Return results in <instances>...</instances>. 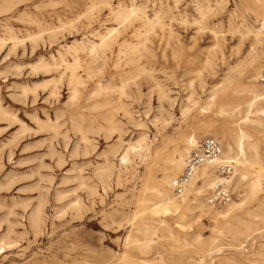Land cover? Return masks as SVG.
I'll list each match as a JSON object with an SVG mask.
<instances>
[{
  "label": "rangeland",
  "instance_id": "rangeland-1",
  "mask_svg": "<svg viewBox=\"0 0 264 264\" xmlns=\"http://www.w3.org/2000/svg\"><path fill=\"white\" fill-rule=\"evenodd\" d=\"M133 4L152 20L158 14L164 26L154 24L145 35L143 20L128 24L119 44L92 66L93 78L79 70L84 85L75 101L64 69L34 70L59 52L71 62L65 48L98 42L97 32L116 27L113 13ZM208 5L212 12L199 15L197 7ZM250 13L241 0H0V106L7 113L0 115V264H190L202 255L198 243L230 244L229 235L217 236L210 217L175 216L159 225L163 218L151 212L146 189L156 154L195 132L198 142L217 134L225 151L236 141L248 157L249 144L257 142L264 158V133L246 121L239 93L258 66L247 67L254 45L249 30L257 28ZM143 40L146 48L136 54L123 46ZM102 80L107 89L94 95ZM159 84L170 100L159 99ZM143 140L148 152L122 165L129 144L140 150ZM109 165L114 173L102 180ZM263 201L264 191L245 211L263 216ZM37 211L40 227L32 224ZM144 226L157 227V234ZM262 250L263 234L243 251L213 254L212 264H262Z\"/></svg>",
  "mask_w": 264,
  "mask_h": 264
},
{
  "label": "bare ground",
  "instance_id": "bare-ground-1",
  "mask_svg": "<svg viewBox=\"0 0 264 264\" xmlns=\"http://www.w3.org/2000/svg\"><path fill=\"white\" fill-rule=\"evenodd\" d=\"M241 1L245 10L251 12L250 15L251 14L253 15L255 24L257 25V28L255 30H249V32L254 36V45L249 55L250 58L248 60L247 67H254L255 65H258L255 70L251 71V77H250L251 84L247 86L245 90L239 92L243 95V97H245L243 99L244 103L241 106L244 105L246 106V114H247L246 121L250 124L251 128L256 133H264V104H263L264 92L261 93L257 85V82L261 74V72H259L258 74V69L260 68V66H264V51L261 53V55L260 53H257L258 47L260 48L264 47V0H241ZM94 7L95 6H93V8ZM196 10L199 13V15L200 14L204 15L205 13L212 12V8L210 5L206 7L198 6ZM113 16L115 22L117 23L116 27L108 30L105 34H101L97 32L95 34V37L98 38V42H93L90 41L89 39H83L78 44H75L74 46H72L71 44L70 47L65 48V52L69 53L72 56L73 60L71 62L66 60L63 53L59 52L58 58H56L55 56L52 57L51 64L45 62L44 60H41L38 63V65L34 67V70L41 69L46 72H52V71H58L60 70V68L64 69L62 76L68 73V86L70 87L71 90L70 99L72 101H75L78 97L79 87L84 85L82 81V77L79 75L80 73L79 70L82 68L83 73L87 78H93L92 66L98 60L106 59L107 54L112 49V46L118 43V39H120V36L122 35V31H124L125 27L128 24H131L132 22L138 20H143L144 21L143 29H146L145 35L151 31L154 24L155 25L159 24L162 27L164 26V24L160 22L158 14L155 15L156 21L152 20L147 16L146 12L143 10L142 7H138L137 5L134 4L127 9L119 8L115 13H113ZM142 32H138L137 34H135L138 40L142 36ZM83 36L85 37V34ZM10 40L16 41L18 39L12 37ZM2 41L3 40L1 39L0 36V43ZM123 46L125 47L127 53L129 52L132 54H136L140 52L141 48L143 49L146 48V41L143 40L137 44H132L128 41H125L123 43ZM119 56L121 55L119 54ZM95 67L97 66L95 65ZM102 83L103 80L98 82L97 92L94 95L107 89L104 87ZM48 84L51 83L48 82ZM53 84H54V88L50 92V96L56 98L59 95L58 87H57L58 83L55 82ZM124 89L125 86H122L120 90L122 95L124 94ZM158 89H159V99L170 100L168 91L165 90L160 84L158 85ZM214 95L211 97L210 102H213L215 100ZM227 101L232 102V101H236V99H232L229 97L227 98ZM241 106L238 105L236 109H240ZM121 108L123 109L126 115H130V112L127 110L125 105H123ZM6 114L7 113L0 106L1 118ZM48 121H50L49 118ZM199 136H200L199 133L196 132L190 136H184L180 144L175 145L174 147L166 151H160L159 153L156 154V156L154 157V159L152 160L149 166V170H150L149 182L151 181L150 183L151 185L148 186L146 190L150 192L151 198L153 199L150 208L154 217L159 219L163 218V220L160 221L158 220L159 225L164 226L166 224V219L175 216H179L181 219L190 216H197L196 218L199 220L201 218L210 217L216 225L217 236L220 235L222 240H225V235L230 236L231 238V241L229 242L230 244H224V245L220 244L222 243L220 239L219 240L216 239V241H213L210 244L198 243V249L202 255L197 260L191 259L190 264H212L213 254H218L219 256L221 255L223 250L227 248L236 251H243L246 246L252 245V242L255 239H257L260 235L262 234L264 235V201L263 203H261V207L258 205L259 211L260 208L263 211V216H260V214L256 212H251L250 210L245 211V206L256 200L258 195H260L264 191V158L261 156V154H259V148L257 142H253L249 144V151L251 152V156L248 157L245 154V151L241 147H239V144L238 146H236L235 145L236 141L232 140L227 145L226 151L225 149L223 150L222 157L220 160L216 161L215 163L203 165L202 167H200L197 170L193 180L187 187L185 193L179 197L175 196L173 193V181L184 171L186 158L191 152L190 150L196 148L198 144L202 141L201 140L200 142H198V139L200 138ZM209 136L218 139L217 134H210V133L205 134L203 137L205 138ZM140 146L141 149L139 150L133 145L129 144L125 155L121 159L122 165L128 164L131 155L134 154V156L142 158L143 153L148 152L149 147L145 140L141 142ZM223 160L234 162L235 170L232 178L234 181L233 185L235 186L234 189H236V194L238 195L239 200L237 202L231 201L229 204L225 205L224 207L215 208L208 203L207 194L209 189L212 187L213 180L217 178L216 167L219 164H221L222 163L221 161ZM114 169H115L114 166L109 165L107 170L103 172L101 176L102 180H106V181L109 180L114 173ZM249 171H252L253 173L249 174ZM199 182L201 184H199ZM221 208H223L222 211L216 210ZM240 213H244V215L248 217L247 220L238 218L237 215ZM257 219H261L262 220L261 223H259ZM41 222L42 219L40 217V211H37L34 214V218L32 219V224L35 227H40ZM152 222L155 221L152 220ZM260 224L261 225L263 224V226L262 227L260 226L259 228ZM156 228L157 227L154 226H144L143 230L144 231L153 230V233L155 235ZM144 247L146 248V246ZM257 254L259 256H264V250L260 251ZM208 258H210L209 263L207 261ZM220 264H237V263L234 260L228 259L222 261ZM262 264H264V262Z\"/></svg>",
  "mask_w": 264,
  "mask_h": 264
},
{
  "label": "built area",
  "instance_id": "built-area-1",
  "mask_svg": "<svg viewBox=\"0 0 264 264\" xmlns=\"http://www.w3.org/2000/svg\"><path fill=\"white\" fill-rule=\"evenodd\" d=\"M259 82L264 88V69H262ZM223 148L221 143L213 138L203 139L186 158L184 171L173 181V193L175 196H182L197 170L203 165L212 164L220 160ZM216 167L217 178L213 180L212 187L207 194L208 203L215 208L224 207L234 198L233 193V173L234 162L223 160Z\"/></svg>",
  "mask_w": 264,
  "mask_h": 264
}]
</instances>
